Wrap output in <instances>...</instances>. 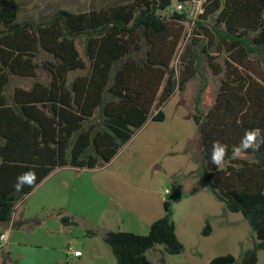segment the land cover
<instances>
[{
  "label": "trees",
  "instance_id": "1",
  "mask_svg": "<svg viewBox=\"0 0 264 264\" xmlns=\"http://www.w3.org/2000/svg\"><path fill=\"white\" fill-rule=\"evenodd\" d=\"M115 1L19 21L21 3L0 0V232L14 227L15 206L33 191L14 190L18 174L34 169L40 185L56 169L109 164L150 119L164 121V105L208 67L219 85L207 103L205 83L191 109L203 168L212 194L242 214L257 239L241 263L225 254L208 264H257L264 249V146L252 162L227 160L221 169L210 154L214 141L227 144L230 155L245 130H264V0H205L178 69L173 61L188 14L163 12L190 0ZM15 79L30 84L12 87ZM164 211L146 234H102L116 264H152L146 254L155 245L169 255L182 252L170 202ZM211 232L207 222L202 235Z\"/></svg>",
  "mask_w": 264,
  "mask_h": 264
},
{
  "label": "rangeland",
  "instance_id": "2",
  "mask_svg": "<svg viewBox=\"0 0 264 264\" xmlns=\"http://www.w3.org/2000/svg\"><path fill=\"white\" fill-rule=\"evenodd\" d=\"M18 1L22 6L19 21H39V18L60 9L79 13L90 10L93 4L103 5L104 1L116 2L115 0ZM196 1L198 0H190L185 4L188 14V20L184 23L186 35L173 61L175 69H178V56L182 47L192 38ZM175 6L173 2L163 15L171 16ZM223 60L224 56H220L217 62L223 63ZM202 73L204 77L197 76L191 80L184 93L177 95L178 101L171 102L167 106V119L163 122H153V125L144 129L142 134L139 131L136 132L132 141L120 150V156L123 155L117 164L110 168L124 172L144 171L143 183L137 189L123 187L121 202L128 207L134 205L140 220L148 226L164 216V203L170 202L176 235L183 245V250L179 255H169L164 251L163 246L155 245L146 254L152 264H208L213 258L225 254H232L237 262L241 263L245 251L252 249L257 242L255 233L243 215L229 212L225 205L212 194L207 173L203 168L198 132L193 118L187 123L185 118L181 120L180 116V120H177L175 116L177 104L179 103V107L188 111V106L184 104L189 102L192 106L194 98L205 83H208L205 101L209 103L212 100L220 77L214 76L208 67L202 70ZM39 78L45 81L47 76L40 73ZM28 84H30L29 80L15 79L12 87ZM128 207L125 208L128 209ZM207 222L211 225L212 232L209 236H203L202 231ZM63 226L65 235H58L55 240L60 241V246L65 242V250L73 247L82 251L85 237L83 235L88 236L90 229L86 228L82 222ZM9 227L7 226L3 231ZM92 228L96 229V227ZM69 230L71 234L67 233ZM10 231L13 233L15 229L12 228ZM18 236L24 242L23 244H26L27 252L31 251L30 244L39 242L38 237L30 234ZM40 244L47 245V242L41 241ZM6 249L13 248L6 246ZM45 254L46 252H42L43 256ZM69 257L71 256L65 253V259ZM66 262L67 264H91L75 259H69ZM54 264H60V261ZM257 264H264V249L258 252Z\"/></svg>",
  "mask_w": 264,
  "mask_h": 264
},
{
  "label": "crops",
  "instance_id": "3",
  "mask_svg": "<svg viewBox=\"0 0 264 264\" xmlns=\"http://www.w3.org/2000/svg\"><path fill=\"white\" fill-rule=\"evenodd\" d=\"M183 93H175L164 105L162 108L164 121L167 119V106L171 102L176 103L177 95ZM178 104L175 112L177 120H180L181 116V120L185 118L189 123L192 120L191 104L189 102L184 104L188 106V111ZM153 122L150 119L139 133L142 134L144 129L153 125ZM121 156L118 154L109 164L96 169L72 167L56 169L39 187L20 200L14 210V227L11 225L6 229L9 236L6 246L13 249L8 250L5 246L0 250V264H54L56 261L67 264L66 261L69 259L91 264H116L111 250L102 240V234L107 231L145 234L146 229L150 227L140 220L134 205L128 207L121 202L123 187L137 189L143 183L144 173L143 170L139 172L111 170L110 168L117 164ZM62 217L70 218L71 224L82 222L90 229L88 236L83 235L84 248L80 257L75 258L68 254L71 257L66 260L65 242L60 246V241L55 240L58 235H65ZM12 228L15 229L13 233L10 231ZM67 233L71 234V230ZM24 234L39 238V242L30 244L31 251L28 252L25 248L26 244H23L18 236ZM41 241L47 242L48 246L40 244ZM42 252L46 254L43 256Z\"/></svg>",
  "mask_w": 264,
  "mask_h": 264
},
{
  "label": "clouds",
  "instance_id": "4",
  "mask_svg": "<svg viewBox=\"0 0 264 264\" xmlns=\"http://www.w3.org/2000/svg\"><path fill=\"white\" fill-rule=\"evenodd\" d=\"M264 146V130L259 127L247 129L244 132L239 144L231 149L227 144L220 141H214L212 144L210 159L211 163L217 169L225 166L227 160H247L253 161V154ZM39 187L37 172L34 169H29L17 175L13 188L17 192H23L25 188L35 190Z\"/></svg>",
  "mask_w": 264,
  "mask_h": 264
},
{
  "label": "built area",
  "instance_id": "5",
  "mask_svg": "<svg viewBox=\"0 0 264 264\" xmlns=\"http://www.w3.org/2000/svg\"><path fill=\"white\" fill-rule=\"evenodd\" d=\"M205 0H198L196 1L195 5H196V15L193 19V24L195 23V20L197 19L198 15L202 13V5L204 3ZM187 9H185V5L184 4H177L175 6L174 11L178 12V13H182L185 12ZM11 226V225H10ZM8 232H1L0 233V250L6 245L7 241H8ZM66 253L69 255H72L73 257H80L82 255V251L74 249L73 247H68L66 250Z\"/></svg>",
  "mask_w": 264,
  "mask_h": 264
}]
</instances>
